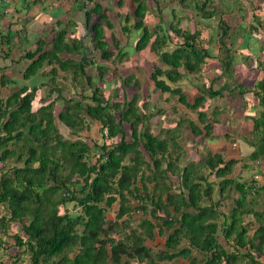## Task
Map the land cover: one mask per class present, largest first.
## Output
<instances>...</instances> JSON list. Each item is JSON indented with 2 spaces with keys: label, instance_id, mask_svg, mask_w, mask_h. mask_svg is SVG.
Masks as SVG:
<instances>
[{
  "label": "trees",
  "instance_id": "1",
  "mask_svg": "<svg viewBox=\"0 0 264 264\" xmlns=\"http://www.w3.org/2000/svg\"><path fill=\"white\" fill-rule=\"evenodd\" d=\"M84 2L90 6L83 9L81 1L79 9L84 10L83 25L90 31L94 54L102 60H109L113 53L104 39L102 23H110L102 2ZM132 2L131 27L141 31L134 43L135 50L148 46L165 66L152 65L149 78L154 87L160 92L177 95L180 103L196 109L203 101V95L195 96L190 102L179 87L171 88L167 81L175 83L186 73L198 72L205 58L210 57L208 49L196 43L198 30H182L169 25L181 41L171 50H165L163 46L168 36L162 27L156 23L150 30L144 23L147 0ZM193 6L200 12L205 0L201 3L193 1ZM91 14L95 15L92 21ZM123 18L127 23L128 15ZM218 21L222 33L217 42L225 50L223 73L231 64L232 38L227 33V26L222 24L223 20L219 18ZM55 23L60 24L58 20ZM250 28L261 35L255 25ZM120 29L128 28L123 24ZM67 33L66 27L60 26L48 42L38 38L35 47L22 54L28 62L21 76L26 79L34 75L43 63L50 65L47 71L49 80H54L57 69L69 70L71 79L80 78L83 84L91 85V103L67 99L55 113V102L65 99L55 88V97L33 107L36 87L27 85L11 91L6 97L0 96V205L6 208V214L0 215V230L6 234L7 228L18 222L25 235L23 238L17 231L11 232L12 246L20 248L21 253L28 252L31 264H129L128 259L143 258L145 264H156V260L170 262L176 257L187 256L192 248L205 256L203 264H234L236 261L264 264L256 258L264 243V224L260 222L248 235L240 221L244 213H253L260 219L264 210L257 212L243 207L245 193L254 192L255 187L228 176L236 159H224L215 151L208 152L200 161H189L179 167L176 161L180 147L174 137H159L149 130L144 122L148 115L140 111L135 91L129 97L124 96L122 101H101L99 87L92 86L91 76L85 73V67L92 60L87 59L82 38H68ZM112 41L118 45L113 36ZM97 68L102 74L103 68L99 65ZM7 81L10 79L1 73L0 85ZM123 83L137 87L132 75H128ZM251 89L259 111L257 115H249L253 138L249 157L264 159V70ZM205 93L212 97L220 94V90L207 87ZM87 117L100 124L103 141L99 144L79 138L67 139L58 132L55 124L57 119L73 133H78L87 128ZM205 118L204 111L198 109L197 119L203 123L202 129L187 120L192 135L209 131L211 124ZM124 123L128 125V134L123 129ZM10 160L12 164L7 163ZM202 169L219 179L216 200L211 199L212 186L205 181ZM169 174L178 177L177 191H172ZM146 182L151 183L149 190ZM231 184L239 191V196L234 199L221 226L223 237L234 239L233 250L228 252L217 240L216 219L222 213L219 199ZM261 187L264 188V183ZM128 196L136 200L135 206L142 213L159 218L161 224L141 218L137 227L123 230V236L110 234L118 219L122 220L125 214L136 209L129 205ZM203 199L208 204H203ZM68 202L79 210L75 213L68 211L65 206ZM114 202H117L114 218L107 219L105 212ZM158 211L162 213L157 214ZM156 225L171 228V231L163 241L165 249L153 252L145 244V239L152 238ZM157 231L161 232L160 226ZM183 238L188 245L177 248ZM1 244L6 246L0 242V248ZM122 254L126 256L123 261ZM0 264L4 263L0 260Z\"/></svg>",
  "mask_w": 264,
  "mask_h": 264
},
{
  "label": "rangeland",
  "instance_id": "2",
  "mask_svg": "<svg viewBox=\"0 0 264 264\" xmlns=\"http://www.w3.org/2000/svg\"><path fill=\"white\" fill-rule=\"evenodd\" d=\"M79 1L81 0L61 2L62 9L65 11L63 12L64 16L57 19L60 24L50 21V25L43 28L44 34L41 38L48 42L53 32L60 26L66 27L69 31L68 38L81 37L87 52V59L92 60L91 64L85 67V73L91 76L92 86L99 87L102 102L122 101L124 96L129 97L135 91L138 94L137 104L140 111L148 115L144 122L149 130L159 137H174L176 144L180 147L179 158L176 161L179 167L189 161H200L208 152L215 151L220 152L224 159H236L237 162L232 166L228 176H233L235 181L239 180L245 185L252 183L255 187L254 192L249 190L245 193L243 207L251 208L257 212L264 210V188L261 187V184L264 183V159L260 157L254 160L249 157L253 140L249 130L251 124L249 115H257L259 111L251 88L264 70V0H205V6L200 12L194 8L193 1L201 3L204 0H147L148 9L145 13L144 23L150 30L154 29L156 23L162 27L168 36L163 49L171 50L181 41V38L169 28V25H176L182 30H198L197 45L207 48L210 52V57L205 58L198 72L186 73L175 83L167 81L171 88L179 87L186 100L190 102L195 96L203 95L204 99L196 109L188 108L180 103L177 95L160 92L154 87L149 78L152 65L165 66L161 63L158 55L148 49V46L139 51L135 50L134 43L141 31L131 27L134 7L132 0H99L102 2L110 23V26L105 21L102 23L104 39L113 53L109 60H102L94 54L92 42L89 40L90 31L86 30L83 25L84 10L74 8ZM66 12H68L67 15ZM207 14L209 15L206 16ZM124 15L129 17L127 23L124 22ZM219 18L223 20L222 24L227 26V33L231 34L232 38L231 64L223 73L222 57L225 55V50L221 49L217 42L219 34L222 33ZM94 19L95 15L91 14L90 20ZM123 24L128 29L122 31L120 26ZM250 25L258 27L261 35L255 34ZM112 36L117 39L118 45L113 44ZM224 41H226L225 37ZM23 51L15 49L12 53V62L9 64L7 60H0V74L3 73L6 78L10 79L4 85H0V96L6 97L11 91L22 85H27L36 87L32 101L33 107L55 97L57 94L55 88L65 98L55 102L53 106L55 113L63 107L67 99L72 101L81 99L82 104L91 103V85L83 84L84 81L80 78L71 79L69 70L57 69L54 80H49L50 75L47 71L50 65L43 63V66L34 75L26 79L22 78V70L28 62L22 58ZM97 65L101 69L103 68L102 74H100ZM182 72H184L183 69ZM128 75H132L136 79V88L132 83H123ZM207 87L220 90V94L208 96L205 93ZM198 109L204 111L205 120L210 121L211 126L206 134L192 135L187 120H192L201 129L203 127V123L197 119ZM87 119V128L78 133H73L57 119L55 124L58 132L67 139L79 138L90 143H101L103 138L99 130V122L89 117ZM123 129L126 134L129 133L126 123L123 124ZM107 142L110 143V140ZM7 163L12 164L13 161L10 160ZM201 173L205 176V181L212 186L211 199L216 200L219 179L209 174L207 169H202ZM255 175L258 176L254 177ZM168 182L172 191L178 190L179 181L176 175L169 174ZM136 185L140 186L139 183ZM146 185L149 190L151 183L146 182ZM74 187L78 188L79 185H74ZM140 193H143L142 190ZM238 196L239 191L231 184L223 190L219 199L222 213L216 219V237L228 252L233 250L234 239L232 237L225 239L221 233V226L223 220L229 215V209L233 206L234 199ZM128 198L129 205L136 207V200L131 196ZM202 203L208 204L206 199H203ZM65 206L72 213L79 210L71 202L66 203ZM116 209L117 202H114L105 212L107 219L113 220ZM160 213L162 212H157V214ZM5 214L6 208L0 205V215ZM141 218L161 224L159 218L150 213H142L136 207L125 214L122 220L118 219L116 224L112 225L110 234L118 237L123 236L124 231L137 227ZM240 221L246 228L247 234L251 235L260 222L264 224V214L260 219H257L253 213H244L240 217ZM158 226L161 229L160 233L157 231ZM13 231H17L23 238L25 237L20 231L18 222L7 228L8 234H3L0 230V242L6 245L1 244L0 260L4 264L13 262L14 264H31L28 252L21 253L20 248L12 246L13 240L9 234ZM170 231L171 228L166 229L163 225H156L152 238H146L145 244L153 252L165 249L163 241ZM187 245V240L183 238L177 248ZM240 250L243 251V249ZM256 256L264 263V243ZM125 259L126 256L122 254L121 261ZM204 260L205 256L192 248L187 256L176 257L170 262L156 260V264H203ZM145 261V258L128 259L129 264H145ZM234 264H240V262L236 261Z\"/></svg>",
  "mask_w": 264,
  "mask_h": 264
},
{
  "label": "crops",
  "instance_id": "3",
  "mask_svg": "<svg viewBox=\"0 0 264 264\" xmlns=\"http://www.w3.org/2000/svg\"><path fill=\"white\" fill-rule=\"evenodd\" d=\"M68 1V0H67ZM83 1V9L90 6ZM78 4L74 7L79 9ZM66 0H7L0 5V60L9 64L15 49L22 54L35 47V41L44 34L43 28L60 19ZM73 6V5H72ZM69 9H71L69 7ZM81 11H83L81 9ZM66 15L68 12L65 13Z\"/></svg>",
  "mask_w": 264,
  "mask_h": 264
},
{
  "label": "built area",
  "instance_id": "4",
  "mask_svg": "<svg viewBox=\"0 0 264 264\" xmlns=\"http://www.w3.org/2000/svg\"><path fill=\"white\" fill-rule=\"evenodd\" d=\"M7 0H0V5L2 4V3H4V2H6ZM256 176H258V175H255L254 177H256Z\"/></svg>",
  "mask_w": 264,
  "mask_h": 264
}]
</instances>
